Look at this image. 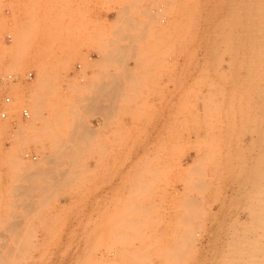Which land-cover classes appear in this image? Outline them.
I'll return each instance as SVG.
<instances>
[{"label":"rangeland","instance_id":"1","mask_svg":"<svg viewBox=\"0 0 264 264\" xmlns=\"http://www.w3.org/2000/svg\"><path fill=\"white\" fill-rule=\"evenodd\" d=\"M9 74L0 264H264V0L0 1Z\"/></svg>","mask_w":264,"mask_h":264},{"label":"built area","instance_id":"2","mask_svg":"<svg viewBox=\"0 0 264 264\" xmlns=\"http://www.w3.org/2000/svg\"><path fill=\"white\" fill-rule=\"evenodd\" d=\"M0 1L2 3L6 2V0H0ZM7 39H10V37L7 36ZM32 78H33V73L32 72H28L25 75V81H31ZM18 79L19 78L16 77V75L9 74V75H6L5 77L0 78V84L8 85L10 83L17 82ZM2 103H3L4 106L9 107L13 103V100H12V98L10 96L6 95L2 99ZM9 116H10V112L8 110L4 109V110L0 111V119L1 120H7ZM20 116H21L22 120H28L30 118L29 111L26 108L21 109Z\"/></svg>","mask_w":264,"mask_h":264},{"label":"crops","instance_id":"3","mask_svg":"<svg viewBox=\"0 0 264 264\" xmlns=\"http://www.w3.org/2000/svg\"><path fill=\"white\" fill-rule=\"evenodd\" d=\"M127 72V71H126ZM102 108V106H96V107H92V109L93 110H95V111H98V110H100ZM110 118V117H109ZM124 124L126 125V126H128L129 124H130V121L128 120V119H125L124 121ZM100 124V121H98V120H94L93 121V127L94 128H97V126Z\"/></svg>","mask_w":264,"mask_h":264}]
</instances>
